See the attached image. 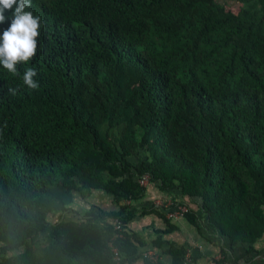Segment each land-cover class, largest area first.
Returning a JSON list of instances; mask_svg holds the SVG:
<instances>
[{
	"label": "trees",
	"instance_id": "16d2710c",
	"mask_svg": "<svg viewBox=\"0 0 264 264\" xmlns=\"http://www.w3.org/2000/svg\"><path fill=\"white\" fill-rule=\"evenodd\" d=\"M231 1L32 0L36 54L18 76L0 66V264H164L129 225L177 232V206L225 242L218 264L263 252L264 0ZM145 175L180 200L132 206ZM95 193L114 209L72 207ZM152 244L189 264L187 246Z\"/></svg>",
	"mask_w": 264,
	"mask_h": 264
},
{
	"label": "crops",
	"instance_id": "0c3cea01",
	"mask_svg": "<svg viewBox=\"0 0 264 264\" xmlns=\"http://www.w3.org/2000/svg\"><path fill=\"white\" fill-rule=\"evenodd\" d=\"M94 205L101 207L104 210H113L114 205L112 199L105 194L95 193ZM163 200V205H168L172 200L179 201L180 198L177 196L166 195L161 193L156 185H149L147 188V193L145 199L136 204L130 203L132 206L142 207V205L154 204L156 200ZM78 203H75L72 207L79 211L84 212L90 208L91 204H86L84 200H81L78 197ZM81 200L84 205H82L83 210L78 209L76 205H80ZM174 201L172 203H174ZM174 224L179 227V231L171 232L168 235H163L162 233L166 231V225L164 221L155 215L145 216L136 219L129 225L131 231L139 234L147 243L148 246L141 250L144 258H156L155 262L159 261L164 264H170V259L162 255L161 250L153 248V242L157 239L167 240L173 242L179 246H187L188 253V262L189 264H211L213 260L219 258L220 255V246L225 242L219 240L214 236L213 232L209 230H203L201 233L192 225H190L184 218H179L177 220L171 219ZM258 250H263L261 254L246 255L243 248H239L234 252H231L228 261L230 264H264V241L256 245ZM146 256V257H145ZM135 264H145L144 260H140ZM228 264V263H227Z\"/></svg>",
	"mask_w": 264,
	"mask_h": 264
},
{
	"label": "clouds",
	"instance_id": "9594fccd",
	"mask_svg": "<svg viewBox=\"0 0 264 264\" xmlns=\"http://www.w3.org/2000/svg\"><path fill=\"white\" fill-rule=\"evenodd\" d=\"M31 6L32 0H0V24L11 21L0 35V66L14 76L20 75L18 65L29 62L37 50L41 18L26 10ZM36 76L35 68H27L22 74L23 84L29 89H37ZM8 91L15 95L17 89Z\"/></svg>",
	"mask_w": 264,
	"mask_h": 264
},
{
	"label": "built area",
	"instance_id": "2783aa9c",
	"mask_svg": "<svg viewBox=\"0 0 264 264\" xmlns=\"http://www.w3.org/2000/svg\"><path fill=\"white\" fill-rule=\"evenodd\" d=\"M139 182H140L141 186H143V187H148V185L150 184V178H149L148 175H145V176H143V177L139 180ZM158 205H159V204H157L156 206H158ZM171 205H173V203H172V202H169V204H168V205H165V207H167V208L169 209V207H170ZM161 206H164V205H161ZM161 206H160V207H161ZM188 211H189L188 208H186V207H184V206H179V207L177 206L175 210H172V211L169 210V211H167V214H168V217H169L170 219L177 220V219L183 217V215H184L185 213H187ZM176 213H177L179 216H178ZM175 214H176L177 216H176ZM145 257H146V256H145ZM153 259H156V258H153ZM222 259H223V258H222L221 256H219V258L213 260L211 264H218L217 262L220 261V260H222Z\"/></svg>",
	"mask_w": 264,
	"mask_h": 264
},
{
	"label": "rangeland",
	"instance_id": "374dc122",
	"mask_svg": "<svg viewBox=\"0 0 264 264\" xmlns=\"http://www.w3.org/2000/svg\"><path fill=\"white\" fill-rule=\"evenodd\" d=\"M221 4H226V5H228V6H231V7H234L235 6V3L233 2V1H231V0H218ZM150 185V184H149ZM149 185H148V187L147 188H149ZM81 199V198H80ZM81 200H84V202L86 203V204H91V206L92 205H94L95 203H94V200H95V195L93 194L92 196H90V197H88V198H86V199H81ZM81 200H79V202H81V204L80 205H76L77 206V208L78 209H81V211L83 210V208H82V205H84V203L81 201ZM174 200H172L171 202H173ZM77 203H78V200H77ZM157 204H159L158 206H161V205H163L164 203H163V200H161V199H159V200H156V202L154 203V205H157ZM177 214V213H176ZM175 214V215H176ZM178 215V214H177ZM176 215V216H177ZM179 216V215H178Z\"/></svg>",
	"mask_w": 264,
	"mask_h": 264
}]
</instances>
